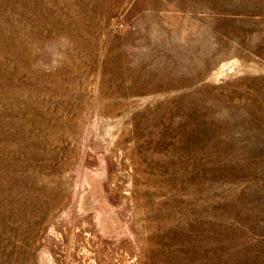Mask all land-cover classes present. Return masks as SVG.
<instances>
[{"label": "rangeland", "instance_id": "1", "mask_svg": "<svg viewBox=\"0 0 264 264\" xmlns=\"http://www.w3.org/2000/svg\"><path fill=\"white\" fill-rule=\"evenodd\" d=\"M0 264H264V0H0Z\"/></svg>", "mask_w": 264, "mask_h": 264}]
</instances>
